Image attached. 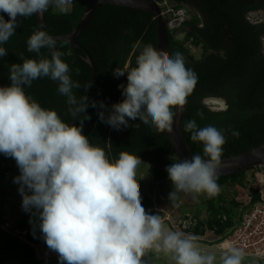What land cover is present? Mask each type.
Listing matches in <instances>:
<instances>
[{"label": "clouds", "instance_id": "9594fccd", "mask_svg": "<svg viewBox=\"0 0 264 264\" xmlns=\"http://www.w3.org/2000/svg\"><path fill=\"white\" fill-rule=\"evenodd\" d=\"M71 2L0 0V58L7 55L3 45L19 26L18 17L42 14L50 6L63 12ZM42 49L48 55H41ZM27 51L37 58L12 63L10 84L0 86V154L13 158L19 169L13 182L19 185L22 210L30 214L33 235L39 229L48 249L58 254L59 264H143L141 258L152 248L170 253L175 264H216V254L203 252L194 236L165 233L160 216L146 212L136 184L141 165L136 155L123 152L112 158L83 134V122L90 119L86 109L89 103L93 108L98 104L73 92L81 85L71 78L57 40L36 30L27 40ZM135 64L113 70L116 78L127 73V84L118 85L124 99L111 105L107 115L98 111V118L117 130L139 120L145 127L171 134L173 109L187 103L197 74L186 67L181 53L164 55L151 45L140 50ZM42 77L57 82L73 117L84 114L73 119L79 125L64 122L55 110L26 95L25 86ZM99 108L107 106L101 101ZM184 128L193 142H202L203 155L178 159L166 167L172 202L179 193L211 197L219 192L217 168L226 143L224 130L212 125L200 128L194 119ZM244 257L241 249L232 247L221 254L220 264H242Z\"/></svg>", "mask_w": 264, "mask_h": 264}, {"label": "trees", "instance_id": "16d2710c", "mask_svg": "<svg viewBox=\"0 0 264 264\" xmlns=\"http://www.w3.org/2000/svg\"><path fill=\"white\" fill-rule=\"evenodd\" d=\"M92 0H74L69 14L55 13L50 6L44 29L50 36H61L74 31L82 18L83 11ZM178 7L186 8L191 19L180 30H169V56L179 52L183 55L186 67L198 76L197 84L187 97L188 105L183 124V136L193 155H203L202 142H193L191 133L184 125L195 120L198 127L208 125L224 130L226 143L223 145L221 159L238 156L264 144V21L252 22L249 17L254 13L264 14V0H180ZM5 19H8L5 14ZM166 24L169 19L165 20ZM18 27L13 36L3 45L7 55L0 58V86L10 84L9 69L12 63H22L23 59L37 58L36 53L27 51V40L34 31L39 30L37 14L18 17ZM187 34L185 38L182 36ZM157 20L150 14L112 5H102L96 13L87 31L78 37V43L93 57L98 77L96 92L107 106L121 102L122 89L118 85L127 84V73L116 78V67H135L140 50L151 45L157 49ZM203 50L201 59H195L187 44ZM59 50L65 53L62 59L68 63L70 76L81 85L73 89L79 98L87 95L89 102L95 100L92 92V68L82 60L80 49L75 50L70 42H57ZM63 45L62 47H60ZM41 55H48L47 49ZM25 93L42 107L53 109L64 122L83 118L73 117L69 112L67 98L57 91V82L48 77L34 80ZM209 98H220L227 102V109L213 111L204 105ZM96 101V100H95ZM97 102V101H96ZM98 104V103H97ZM99 104L93 108L89 103L86 109L90 119L83 122V134L90 142L100 145L112 158H118L123 152L136 155L138 160L146 162L155 182L170 181L166 167L178 159L175 151L163 131L155 127H145L139 120L129 121V126L119 130L102 122L98 118ZM176 108L173 109L175 115ZM202 114V115H201ZM79 123H76L79 125ZM239 133L233 136L232 132ZM257 169L241 171L238 174L217 178L219 192L209 197L204 193V205L209 214L206 221L189 216L185 219L194 225L180 228L179 232L195 238L204 237L211 232L215 237L228 233L236 223V216L252 206L264 203L259 190H252L249 203L227 200L220 192L231 184L244 185L247 174ZM264 170V169H258ZM19 175L16 162L11 157L0 154V264H38L36 246L48 249L39 229L30 225L28 218H22L13 233L4 228L5 204L17 192L19 185L13 178ZM3 181L7 182L5 188ZM171 182V181H170ZM146 212H153L154 202L148 196H141ZM237 213V214H236ZM160 217L161 214L159 215ZM21 233H24L23 235ZM50 250V249H49Z\"/></svg>", "mask_w": 264, "mask_h": 264}, {"label": "rangeland", "instance_id": "374dc122", "mask_svg": "<svg viewBox=\"0 0 264 264\" xmlns=\"http://www.w3.org/2000/svg\"><path fill=\"white\" fill-rule=\"evenodd\" d=\"M54 11L58 14H69L72 11V5L69 4L66 11L62 12L55 7ZM249 19L252 22H263L264 14L254 13L250 15ZM186 36L187 34H184L182 37L185 38ZM187 48L190 49V52L195 59H201L203 50L200 47L196 48L191 45V43H188ZM204 105L214 110L226 109L224 104H218L210 101H204ZM140 163L141 165L139 166L136 174L137 187L141 196H148L153 200V212L161 214L162 217L160 218L162 224H166V226L173 228L174 231H180L181 227L178 226L180 223L185 222L184 219L187 216H196L202 221H206V219H208L209 214L204 205V193H179V198L175 202H172L169 200V193L172 191V182L168 180L164 182H155L150 166L144 161H140ZM3 183L6 188L8 185L7 182L3 181ZM252 190H259L262 194L264 202V170L257 169L251 171L247 174L243 186L231 184L229 187L224 188V190L221 189L220 192L227 200H238L244 205L249 203V196ZM21 202L22 197L19 192H17L5 204L4 218L6 223L4 224V228L16 234H20V231H18L17 228L21 219L28 218L30 220V214L22 210ZM237 217L238 216H236V218ZM21 234L23 235L24 233ZM200 238L202 239V241H199L201 244L207 245V247L210 248L213 246L215 254L220 256V259L223 252L219 251L217 248L218 238L211 232H207L204 237H199V239ZM35 248L39 258L38 260H42L43 253H46L47 250L41 246H36ZM244 260L247 261V259ZM248 262L258 264L254 261L248 260ZM8 264L16 263L12 262ZM38 264H42V262L39 261ZM43 264H45V262H43Z\"/></svg>", "mask_w": 264, "mask_h": 264}, {"label": "water", "instance_id": "95a60500", "mask_svg": "<svg viewBox=\"0 0 264 264\" xmlns=\"http://www.w3.org/2000/svg\"><path fill=\"white\" fill-rule=\"evenodd\" d=\"M164 0H92L90 1L85 10L83 11L82 18L78 27L71 33L52 36L57 42H70L72 47L77 50L83 51L84 55H80L82 60L86 62L93 70L92 78V92L95 100L99 104L100 98L96 92V81L98 77V70L93 57L87 52L77 41L78 37L84 34L90 27L97 11L102 5H112L122 8H130L139 11L146 12L153 16L157 20L158 25V38H157V50L162 54L169 56V30L167 28L166 22L161 14V10L158 6V2H163ZM168 2L174 4H180V0H167ZM47 12L37 15L39 30H44L45 21L47 18ZM18 19V18H17ZM205 101L215 102L218 104H224L227 109V102L220 98H209ZM188 101L179 110L176 109L173 122V132L170 134L167 131H163L175 151V156L177 159H188L190 160L193 156L184 136H183V124L185 120L186 110ZM224 109V110H226ZM103 109H101L102 111ZM213 111H223L214 110ZM79 122H72L70 124H76ZM250 169H264V144L258 148L252 149L251 151L238 155L232 156L226 159H221L220 164L217 168V178L227 177L235 175L244 170Z\"/></svg>", "mask_w": 264, "mask_h": 264}, {"label": "built area", "instance_id": "2783aa9c", "mask_svg": "<svg viewBox=\"0 0 264 264\" xmlns=\"http://www.w3.org/2000/svg\"><path fill=\"white\" fill-rule=\"evenodd\" d=\"M157 4L164 20L169 19L166 25L170 31L180 30L191 19L187 9L178 7L177 4L167 0ZM184 221L179 224L184 229L195 224L186 219ZM217 238L219 251L224 253L236 247L245 253L244 259L264 264V203L254 205L243 212L238 216L234 227L226 235Z\"/></svg>", "mask_w": 264, "mask_h": 264}, {"label": "crops", "instance_id": "0c3cea01", "mask_svg": "<svg viewBox=\"0 0 264 264\" xmlns=\"http://www.w3.org/2000/svg\"><path fill=\"white\" fill-rule=\"evenodd\" d=\"M73 1L74 0H72V2L70 3L72 7H73ZM163 230L165 231V233H167L168 231H174L173 228L166 226V224H163ZM187 236H192V235H187ZM196 240H195V243L200 247V249L203 252H214L213 246L212 248H210V247H207V245L201 244L199 242V241H202L201 238L200 239L196 238ZM46 250L47 252L43 253L42 260H39V261H41L42 264L43 262H45V264H59L58 254L49 249H46ZM219 257L220 256L216 254V264L220 263ZM141 259L143 261V264H175V261L173 260L170 253L156 252L155 248L146 250L145 255ZM242 264H254V263L248 262V260L247 261L243 260Z\"/></svg>", "mask_w": 264, "mask_h": 264}]
</instances>
